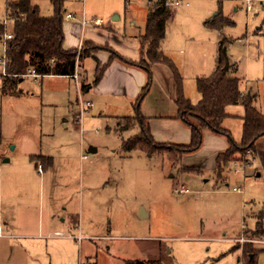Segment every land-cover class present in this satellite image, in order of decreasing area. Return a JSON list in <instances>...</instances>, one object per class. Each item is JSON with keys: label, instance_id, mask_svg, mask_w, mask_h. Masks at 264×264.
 <instances>
[{"label": "rangeland", "instance_id": "obj_1", "mask_svg": "<svg viewBox=\"0 0 264 264\" xmlns=\"http://www.w3.org/2000/svg\"><path fill=\"white\" fill-rule=\"evenodd\" d=\"M33 4L43 17L54 13L49 0ZM169 8L161 49L182 78L183 96L198 103L196 79L213 72L217 44L224 37L243 85L258 94L257 106L264 109V0H257L252 12L245 11L242 0H180L179 6L171 2ZM149 9L147 0H66L64 31L75 47L80 40L87 42L76 30L84 15L87 21L103 22L102 27L88 23L85 28L133 39L143 33ZM222 19L232 25L221 30L208 26ZM0 23L11 29L5 0H0ZM4 40L3 35L0 57ZM115 41L101 46L106 48L102 51L94 44L77 50L83 51L77 60L80 82L93 81L101 63L92 56L111 58L109 50L118 47ZM3 71L0 66V79ZM151 72L138 103L157 146L149 157L122 149L124 141L139 134L137 126L122 130L124 123L118 124V119L136 115L134 100L129 104L104 97L107 106L100 112L86 108L92 96L76 80L27 76L7 87L17 92L11 95L2 93L0 81V207L15 214L14 229L9 225L2 233L17 246L0 254L26 257L27 264H247V255L254 254L255 264H264V207L252 204L264 206V170L248 175L247 167L234 174L228 166L218 178L207 158L217 138L225 137L205 136L213 134L208 130L198 151L173 162L168 144L157 142L177 132L165 122L176 111L177 89L167 67ZM242 111L240 106L228 109L235 115ZM241 121L228 117L222 126L235 142L242 136ZM90 148L96 152L89 153ZM254 154L246 156L252 161ZM180 186L188 193H179ZM233 186L241 192H233Z\"/></svg>", "mask_w": 264, "mask_h": 264}, {"label": "trees", "instance_id": "obj_2", "mask_svg": "<svg viewBox=\"0 0 264 264\" xmlns=\"http://www.w3.org/2000/svg\"><path fill=\"white\" fill-rule=\"evenodd\" d=\"M34 0H5V18L11 23V29H6L5 23H0V39L4 34L10 35L11 39L5 44L6 67L1 76V91L4 95L16 94L8 91L7 87L17 80L25 78L31 72L35 77L62 76L74 78L77 60L83 56L77 49L65 50L63 48L62 11L66 0H49L53 7V15L43 17L39 14V8L33 4ZM148 10L143 33L137 38L144 50L138 62H132L119 56L113 50L109 61L118 59L125 64L135 66L143 70L148 76V82L143 88L140 96L135 101L137 113L133 117L118 119L122 130H128L137 126L139 134L128 141H124L122 149L125 152L139 150L148 157L156 153L157 148L149 132L147 120L138 111V103L144 97L151 82V67L161 64L167 67L173 74L177 97L174 101L176 115L174 118L183 122L190 130V141L188 144H168L166 147L169 157L173 162H179L184 156L198 151L202 146L203 131L225 137L229 143L228 149L219 153L215 159L214 173L221 178L223 171L228 165L241 160L247 151L255 152V143L264 137V115L255 107L256 95L242 94L240 91V78L237 76V66L232 63L228 53V40L222 37L217 46L213 72L205 78L196 79L197 91L200 100L197 104H191L181 91L182 78L176 67L162 53V43L165 38L167 23L171 16L169 3L174 0H147ZM232 25L226 19L219 24L210 23L209 27L221 30L224 26ZM91 43L84 42L82 48ZM99 50H105L101 46L94 45ZM108 61V63H109ZM147 61L149 65H145ZM107 65V64H106ZM96 68V75L90 84L81 82L80 90L88 91L96 85L106 67ZM239 105L243 109L240 117L242 120V136L240 142L233 141L229 131L222 127L223 121L230 117L227 108ZM162 148V146H158ZM173 153V156H170ZM240 158V159H239ZM257 225L259 223L257 222ZM243 249L245 257L248 252ZM247 264H255V255H247ZM126 264H158V262L128 261Z\"/></svg>", "mask_w": 264, "mask_h": 264}, {"label": "crops", "instance_id": "obj_3", "mask_svg": "<svg viewBox=\"0 0 264 264\" xmlns=\"http://www.w3.org/2000/svg\"><path fill=\"white\" fill-rule=\"evenodd\" d=\"M67 15H70V14H67ZM69 20H76V19L74 17L73 19H69ZM93 20H96V19H92L90 21H87L83 15L77 21L78 25L76 26V30L78 31V34H80L81 36L83 33V38H86L87 42L94 44L96 46H105L106 44H110L111 41H115L114 39L117 37L118 38L117 40L119 42L115 41L116 46L118 45V47H116V49L114 48L115 52L119 56H121L122 58L130 60L132 62H138L140 60L142 53H144V50H142V48L139 44V40H138V38H136L137 36L134 37L133 39H130L129 37L127 38L125 35H119L116 37L115 36L112 37V34H110L108 31L101 33V32H98L96 30L85 28L88 25V23L91 24ZM83 21H85L86 23L82 24ZM93 26L94 27H102L103 22H102L101 26H95V25H93ZM62 30H63V36H64L63 45H62L63 48L65 50H70V49H77L78 50L83 44V43L80 44L81 40L79 41L77 47H75V45H72L70 43V40L68 37V31L67 32L64 31V25L63 24H62ZM119 39H121V40H119ZM122 45H125L124 49H123ZM128 47H130V53H128ZM92 58H94L95 60H99L101 63V67H103L104 65L107 64L106 67L104 68V71L101 75L99 82L96 85L92 86L88 90V92H90V94L92 96V100H93L92 106L97 107L99 109V111L102 112V110L104 108H106V106H107L106 101L103 99L104 97L120 98V100L122 102L129 103V104L130 103L132 104L133 100H134V102L137 100V98L140 96L143 88L146 86V84L148 82V76L143 70H141L138 67L125 64L124 62H122L118 59H113V60L109 61V56L106 54L93 55ZM229 58H230L231 62L236 64V66H237V76L240 78L239 87H240L241 93L242 94H248L249 93L250 95L255 94L256 100H255L254 105L264 115V109L261 107L259 108L257 106L258 94L252 93L250 89H247L246 86L243 85V80L238 74L237 63L234 62L231 59V57H229ZM108 61H109V63H108ZM160 66H163V65H161V64L152 65L151 71L152 70L158 71L160 69ZM79 70H80V68L77 67L74 78H69V77H63V78L71 79L74 81L76 80L79 84H81V82L78 80V76L80 75ZM50 77H62V76H50ZM21 81H22V79H21ZM237 106H239V105L228 107L227 113L230 115V117H238L239 119H241L240 117L242 116L243 113L241 115H235V114H231L228 112V109H230L232 107H237ZM175 109H176V107H175ZM175 115H176V111L174 114L168 116L167 119L165 120V122L171 123L172 125H174L177 132L174 135H171L170 137H166L165 140H167V141H164V140L159 141V142L156 141L157 143H160V144L161 143L162 144L163 143H166V144H188L189 143V141H190V130H188V127L183 122L174 118ZM224 121L222 123V126H224ZM224 129L229 131L227 128H224ZM206 135H216V134L205 133V136ZM217 140H218L217 145L214 146V150L210 153L209 158H207V162L209 164V169L213 172L215 170V159H216L217 155L219 153L225 151L229 147V143H228L226 138H220V139L217 138ZM228 166H230V168H232V162ZM35 167H36V165H35ZM257 170H264V137L258 139L255 143V154H254L252 161H250L248 175L254 174V172H257ZM1 203H2V200L0 198V204ZM252 204H253L254 208L255 207H259V208L264 207V206L255 205L254 203H252ZM142 213H143V215H146L144 212H142ZM13 216H15V214L13 212H9L8 214H6L5 208L0 207V222L2 225L3 232H5V228L7 229V226H9V225L10 226L13 225L10 229H14L15 221L13 219ZM23 217H24L25 222H27L26 221V214H24ZM73 219H74V216H72L71 221H73ZM25 222H24V224H25ZM41 226L42 225L39 224V227H41ZM73 226H74V228H76L74 223H73ZM7 230H9V229H7ZM10 238H11V236L6 235V234H4L3 237H0V252L4 251V249L8 248V247L15 248V249L17 248L15 242L12 241ZM77 242H78V245H80V241H77ZM25 259H26V257H23V256L21 258H18L17 256H11V255L7 256V255L0 254V264H27V261H25ZM31 259H32V257H31ZM127 261H130V260H127Z\"/></svg>", "mask_w": 264, "mask_h": 264}, {"label": "built area", "instance_id": "obj_4", "mask_svg": "<svg viewBox=\"0 0 264 264\" xmlns=\"http://www.w3.org/2000/svg\"><path fill=\"white\" fill-rule=\"evenodd\" d=\"M179 1L180 0H174L173 1L174 5L175 6H179ZM256 1L257 0H242V2L245 3V11L246 12H252L253 7H254V3ZM66 17L68 19H73L74 18V16H72V15H67ZM85 23H86L85 21L82 22V24H85ZM92 24L95 25V26H101L102 25V21L96 19V20L92 21ZM4 36H5V40H4L5 41V43H4V55L2 57H0V66L3 67V70H5V67H6L5 44H6V42L8 40L11 39L10 35L4 34ZM3 74H4V71H3ZM27 76H32L33 78L35 77L33 72H31ZM86 108L87 109L92 108V104H88L87 103L86 104ZM246 153L251 155V151H247ZM246 153H245V156L241 158V160H235V161L232 162V168H233V173L234 174H239L242 169H244V168L246 169L247 167L250 166V160L247 158ZM82 159L85 160V159H87V157L86 156H82ZM231 189L235 193H240L241 192V188L240 187L233 186ZM179 193L186 194V193H188V190L185 189L183 186H180ZM2 232H3V230H2V225H1V222H0V237H3V233ZM76 240L79 241L80 239L77 238Z\"/></svg>", "mask_w": 264, "mask_h": 264}, {"label": "water", "instance_id": "obj_5", "mask_svg": "<svg viewBox=\"0 0 264 264\" xmlns=\"http://www.w3.org/2000/svg\"><path fill=\"white\" fill-rule=\"evenodd\" d=\"M19 81H21V79H20ZM88 152L91 153V154H93V153L96 152V149H95V148H90ZM6 161H7V160H6ZM258 175H259V174H257V176H258Z\"/></svg>", "mask_w": 264, "mask_h": 264}]
</instances>
